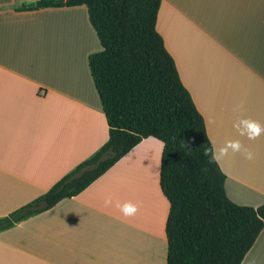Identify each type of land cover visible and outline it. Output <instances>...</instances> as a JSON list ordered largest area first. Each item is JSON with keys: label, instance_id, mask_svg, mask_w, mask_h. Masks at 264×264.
<instances>
[{"label": "crops", "instance_id": "crops-1", "mask_svg": "<svg viewBox=\"0 0 264 264\" xmlns=\"http://www.w3.org/2000/svg\"><path fill=\"white\" fill-rule=\"evenodd\" d=\"M36 1L0 0V217L47 192L108 139L88 67L101 46L86 7L23 8ZM155 29L212 149L238 140L254 154L230 151L217 164L227 197L257 208L264 134L250 140L234 124L264 126V0H161ZM142 141L80 194L0 232V264H166L162 152ZM125 202L137 205L134 216L116 207ZM241 264H264V228Z\"/></svg>", "mask_w": 264, "mask_h": 264}, {"label": "trees", "instance_id": "trees-1", "mask_svg": "<svg viewBox=\"0 0 264 264\" xmlns=\"http://www.w3.org/2000/svg\"><path fill=\"white\" fill-rule=\"evenodd\" d=\"M161 0H37L26 10L85 6L101 50L88 67L108 126L107 141L47 192L0 217V232L74 197L148 136L165 142L159 186L169 203L166 264H241L264 228V203L238 205L225 176L203 155V118L155 29ZM188 140L191 150L179 145Z\"/></svg>", "mask_w": 264, "mask_h": 264}, {"label": "clouds", "instance_id": "clouds-1", "mask_svg": "<svg viewBox=\"0 0 264 264\" xmlns=\"http://www.w3.org/2000/svg\"><path fill=\"white\" fill-rule=\"evenodd\" d=\"M243 105H238L237 108H242ZM237 110V109H234ZM234 127L238 130L240 135L247 136L250 140L257 139L261 134H264V126H262L258 121L252 119H241L234 124ZM146 140H155L157 144L160 146L161 152L166 147L164 141L159 140L156 136H148L144 138ZM143 142V141H142ZM179 145L183 148L191 150V143L188 140L182 139L178 141ZM232 153H242L246 159L252 160L254 159V154L245 149L244 146L241 144L240 141H228L218 150L205 147L203 151V155L208 157L209 163H218L220 160L224 159L228 156L229 152ZM128 154H126L127 156ZM124 159V157H122ZM112 205V198L111 196H106L104 199V207H110ZM116 207L119 211L123 214L124 217H132L134 216L137 211V205L131 202H125L124 204L117 203Z\"/></svg>", "mask_w": 264, "mask_h": 264}, {"label": "water", "instance_id": "water-1", "mask_svg": "<svg viewBox=\"0 0 264 264\" xmlns=\"http://www.w3.org/2000/svg\"><path fill=\"white\" fill-rule=\"evenodd\" d=\"M65 0H53L54 3H63ZM29 7H33L34 3L28 5Z\"/></svg>", "mask_w": 264, "mask_h": 264}]
</instances>
